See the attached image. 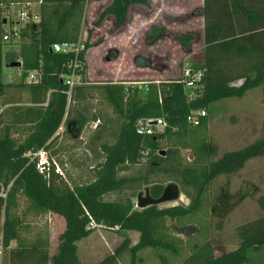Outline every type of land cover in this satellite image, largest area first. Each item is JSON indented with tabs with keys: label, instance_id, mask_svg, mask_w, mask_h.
Masks as SVG:
<instances>
[{
	"label": "trees",
	"instance_id": "trees-1",
	"mask_svg": "<svg viewBox=\"0 0 264 264\" xmlns=\"http://www.w3.org/2000/svg\"><path fill=\"white\" fill-rule=\"evenodd\" d=\"M0 2L5 5V10L0 11V100L5 106L0 110V194L6 193L5 199L0 195V243L3 250H9V264H82L77 254V241L94 232L90 227L92 222L117 228L124 237L118 251L98 264H121V253L126 250L132 254L134 264L137 253L145 248L157 252L159 260L167 264L169 255L177 257L184 248V240L171 232L167 219L174 220L180 228L195 223L206 226L200 244L179 264H256L252 257L259 259L264 251V216L238 226L240 246L220 256H216L207 230L214 218H222L231 209L228 191L222 190L211 197L213 182L223 175L240 171L249 160L264 155V122L260 138L215 159L217 150L207 137L210 119L200 117L198 123L193 124L188 118L205 108L212 114L218 102L241 98L252 89H261L264 103V0H204L202 59L190 63L194 69L203 70L204 76L201 87L193 91L186 90L180 79L141 86H126L121 82L76 85L72 96L80 95L85 89L101 88L107 103L120 119V126L115 142L101 145L105 157L97 178L74 187L56 175L52 164L47 174L40 173L38 157L32 158L27 153L33 154L49 146L68 116L69 86L62 76L71 73L75 54L55 52L53 45L80 40L88 0H41L40 19L22 31L18 55L11 51L5 53L3 24L9 6L24 0ZM134 4L149 5V0H111L95 24L112 16L116 28H122ZM164 31L163 27L152 26L147 39L153 41ZM195 38L193 33H187L178 35L176 40L190 51ZM88 39L85 51L77 58L80 64L77 72L85 82ZM14 61H21V79L5 83L4 65L9 67ZM33 71L40 77L30 82L29 74ZM24 91L29 95L26 103L15 98L17 92ZM212 105L214 109H210ZM141 118H163L164 131L139 134L136 122ZM22 125H28L30 131L23 141H18L13 136L14 127ZM163 141L166 147L162 146ZM182 150H191L192 160H184ZM145 155V174L119 176L122 164H137ZM151 174L165 175L168 182L180 186L189 204L163 208L152 205L140 209L132 198L135 192L121 201L104 199L110 192L138 191L143 186L149 189L152 197L158 198L166 186L161 181H150ZM22 197L37 213L53 212L65 218L66 228L53 256L49 252L48 237L40 233L32 240L22 237V219L18 212ZM258 204L264 209V196L258 198ZM130 231L140 235L134 246L126 235ZM13 241H16L15 247H11Z\"/></svg>",
	"mask_w": 264,
	"mask_h": 264
},
{
	"label": "rangeland",
	"instance_id": "rangeland-1",
	"mask_svg": "<svg viewBox=\"0 0 264 264\" xmlns=\"http://www.w3.org/2000/svg\"><path fill=\"white\" fill-rule=\"evenodd\" d=\"M110 1L89 0L87 4L83 36L89 38L90 46L86 53L88 83L84 86H98L108 82H121L126 86L140 82L138 85L141 86L146 82L178 80L188 62L192 64L201 61L204 48V0H149V5L134 4L129 8L127 21L120 29L116 28L112 16L105 17L98 25L95 24ZM26 2L28 1L20 4ZM29 2L32 4L30 7L35 9V0ZM152 26L163 27L165 31L155 40L149 41L147 36ZM187 33H193L196 37L191 43L190 51H186L176 40L178 35ZM20 44H4L5 53L11 51L18 55ZM10 75L14 76L13 73ZM3 80L10 81L6 67ZM15 98L26 103L29 95L27 91L17 92ZM2 109H5V106L0 100V110ZM210 109H214V105ZM205 110V117L210 119L207 128L208 142L217 150L215 159L226 151L249 145L263 133L264 103L260 88L249 90L241 98H227L218 102L212 114L208 108ZM94 115L97 116L95 120ZM119 126L120 119L107 103L102 89H85L80 95L71 97L68 116L65 117L53 142L34 152L31 157L35 158L38 152L42 153L37 156L38 160L46 158L49 165L55 166L56 175L62 177L64 183L71 187L88 184L97 178L102 168L105 154L101 145L115 142ZM28 128V125L14 127L13 136L18 141H23L29 134ZM162 146L166 147L164 141ZM191 153V150H182L183 159L192 160ZM146 171L145 155L137 164H122L118 174L135 177L145 174ZM167 179L161 174L150 175V181H161L165 186L170 183ZM145 188L146 186L138 191L124 189L110 192L104 199L121 201L135 192V197L132 198L137 201L138 194L144 193ZM179 188L178 200L158 206L163 208L179 204L188 205L189 199L182 193L180 186ZM222 190L228 191L230 195L231 209L222 218H214L207 230L216 256L240 246L236 233L238 226L264 216V209L258 204V198L264 196V155L249 160L243 169L234 174L217 178L211 187V197L220 194ZM18 212L22 219V237L32 240L40 233L43 237H48L49 246L55 252L60 236L66 228L65 218L53 212L33 211L24 197L20 198ZM167 224L171 232L184 240L181 254L177 257L168 256L167 264H179L200 244L206 226L195 223L180 228L171 219H167ZM1 226L2 223L0 232ZM91 227L94 230L91 243L90 239L77 243L80 259L86 256L90 259L91 254L88 253L91 248L95 251V261L118 251L124 237L119 234L117 228L100 225ZM126 235L131 240V246H134L137 241L136 233L128 232ZM3 251L0 264L7 263L8 252ZM258 257L259 259L252 257V260L257 261L256 264H264V251ZM120 258L121 264L133 262L132 254L128 250L123 251ZM135 260L134 264H164L159 260L157 252L150 248L138 252Z\"/></svg>",
	"mask_w": 264,
	"mask_h": 264
},
{
	"label": "built area",
	"instance_id": "built-area-1",
	"mask_svg": "<svg viewBox=\"0 0 264 264\" xmlns=\"http://www.w3.org/2000/svg\"><path fill=\"white\" fill-rule=\"evenodd\" d=\"M41 2V0H40ZM32 4L30 2H26L25 4H11L9 8L5 11L4 16V32L2 35V43L4 44H12V43H20L22 40V31L26 28V26L30 23H33L35 20L33 17V9L30 7ZM5 10V5L0 2V11ZM32 21V22H31ZM84 35V33H83ZM76 43H56L53 45V50L58 53H74L75 60L72 66V71L69 75H63L62 78L65 79L66 84L69 86L68 94V102L70 103L72 97V89L76 85H82L88 82L82 80V75L77 72V68L80 65L77 58L78 55L85 51V42L87 37L83 36ZM87 53V51H86ZM204 76V72L201 69H194L191 64L188 62L187 66L183 68L181 73V77L179 78L186 90L193 91L194 89L201 87V81ZM40 75L37 71H33L29 74L28 80L30 82H35L39 79ZM156 82V81H155ZM150 82H146L143 84H148ZM133 85H138L140 82H133ZM130 84V85H131ZM192 95V94H191ZM205 110H199L195 113H192L188 120L190 123L197 124L200 117H205ZM166 126V122L163 118H144L138 119L136 122V129L139 134L142 135H152L155 132H163ZM42 153L38 152L36 157ZM28 156L32 154L27 153ZM37 169L40 173L47 174L49 171V163L45 159L40 158L37 162ZM4 199L6 198V193L2 192L0 194ZM94 227L96 224L92 222L90 224ZM90 226V227H91ZM3 254L2 244L0 243V259Z\"/></svg>",
	"mask_w": 264,
	"mask_h": 264
},
{
	"label": "crops",
	"instance_id": "crops-1",
	"mask_svg": "<svg viewBox=\"0 0 264 264\" xmlns=\"http://www.w3.org/2000/svg\"><path fill=\"white\" fill-rule=\"evenodd\" d=\"M24 1H29V0H24ZM88 2H89V0H88ZM40 0L38 1V0H35V6H34V8L35 9H33V17H36V18H34L35 20H34V22H38L39 21V19H40ZM88 4V3H87ZM4 67H6L7 69H8V73H9V79H10V81H4L5 83H12V82H19L20 81V79H21V71H22V65H21V67H16V68H11V67H8V65L7 64H5L4 65ZM3 71H4V68H3ZM11 73H13L14 74V76H11L10 74ZM131 233H133V234H135L136 233V235H137V241H136V243L138 242V240H139V233L138 232H136V231H130V234ZM93 234H94V232L93 233H91L88 237H85V238H83L84 240H88V239H90V243H91V238H93L92 236H93ZM97 237H95V239H96ZM83 239H81V240H83ZM81 240H79V241H81ZM79 241H77V243L79 242ZM14 243H13V245H12V243H11V247H15L16 246V241H13ZM135 243V244H136ZM84 244H89V243H84ZM78 249V248H77ZM7 250V249H6ZM57 250H58V247H57V249L55 250V252H53L52 251V249L51 248H49V252H50V255L51 256H53L56 252H57ZM4 252V251H3ZM7 252L8 253H6V256H7V254H8V256L6 257V262L7 263H5V264H9V250H7ZM92 252V253H91ZM95 253V251L93 250V248H91V251H89V253L88 254H91V257H90V259H89V257H82V259H80L81 257L79 256V253H78V250H77V254H78V257H79V259H80V261H81V263L82 264H86V263H88V264H98L103 258H101L100 260H98V261H95L96 260V258H94L93 257V254ZM109 254H111V253H109ZM106 257V256H105ZM95 261V262H94ZM92 262H94V263H92Z\"/></svg>",
	"mask_w": 264,
	"mask_h": 264
},
{
	"label": "water",
	"instance_id": "water-1",
	"mask_svg": "<svg viewBox=\"0 0 264 264\" xmlns=\"http://www.w3.org/2000/svg\"><path fill=\"white\" fill-rule=\"evenodd\" d=\"M21 61H14L9 64V67H21ZM180 197V188L175 183H169L158 198L150 195L149 189L146 188L144 193H139L137 196L136 206L140 209L147 208L152 205H160L163 203L173 202Z\"/></svg>",
	"mask_w": 264,
	"mask_h": 264
}]
</instances>
